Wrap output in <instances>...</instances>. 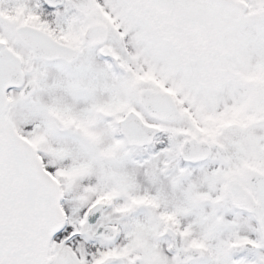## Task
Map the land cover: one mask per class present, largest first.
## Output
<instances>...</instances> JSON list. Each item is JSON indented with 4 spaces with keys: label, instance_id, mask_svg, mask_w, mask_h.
<instances>
[{
    "label": "snow or ice",
    "instance_id": "1",
    "mask_svg": "<svg viewBox=\"0 0 264 264\" xmlns=\"http://www.w3.org/2000/svg\"><path fill=\"white\" fill-rule=\"evenodd\" d=\"M0 264H264V0H0Z\"/></svg>",
    "mask_w": 264,
    "mask_h": 264
}]
</instances>
